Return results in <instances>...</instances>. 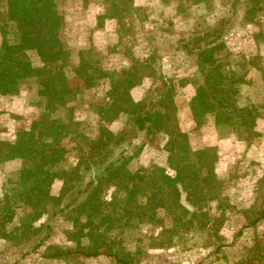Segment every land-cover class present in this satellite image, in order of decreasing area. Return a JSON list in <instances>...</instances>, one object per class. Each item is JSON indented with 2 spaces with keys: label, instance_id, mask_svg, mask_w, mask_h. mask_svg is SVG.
<instances>
[{
  "label": "trees",
  "instance_id": "1",
  "mask_svg": "<svg viewBox=\"0 0 264 264\" xmlns=\"http://www.w3.org/2000/svg\"><path fill=\"white\" fill-rule=\"evenodd\" d=\"M63 1L66 0H0V95H17L30 79H34L37 94L43 99L38 103L43 108L41 113L28 128L18 130L13 140L0 139V163L20 161V167L14 172V178L8 179L9 186L4 188L0 200V231L21 215L18 225L0 232V238L11 241L12 245L34 240L30 248L39 249L52 232L49 218L62 216L70 222L66 238L72 245L48 244L42 255L44 258L66 260L79 254L86 257L105 255L126 264L131 259L119 257L113 249L115 239L120 240L122 235L118 233L112 237L110 232L152 223L159 210L170 213L173 226L180 224L183 217L189 215L181 202L180 189L184 173L193 165L187 155L191 153L195 158L198 172L194 170V174H203L200 178L203 189L212 192L223 183L214 170L216 148L207 146L192 151L177 116L173 75L163 74L155 67V61L150 63L149 58H145L135 60L130 68L115 77L114 73L104 75L110 77V85L105 91L106 101L99 104L96 113L100 121L108 122L125 115L123 127L114 132L99 126L95 137H84L91 153L81 170L62 167L69 150L64 139L82 136L74 117L76 96L90 89L97 79L93 72L87 73V62H81L72 67L71 72L83 86L71 84L65 68L70 52L60 37L64 16L59 4ZM96 1L102 6L98 16L101 20L115 19L123 23L134 8L133 0ZM263 9L264 0H246L244 20L254 21ZM11 27L15 28L12 38ZM233 28L229 16H222L213 24L203 23L177 40L176 51H181L185 60L193 62L198 73L187 81L195 87V94L189 101L195 128L204 126L212 117L216 127L228 129L237 139L250 142L256 134V117L249 114L247 107L236 103L244 79L227 70L231 60L226 51V39ZM31 50L38 55L39 66L32 64L28 55ZM146 78L150 85L155 84L151 88L149 85L144 97L133 99L131 89ZM141 133L147 137L167 136L163 148L174 175L161 166L149 170L129 168L143 144L136 146L132 153L125 150ZM118 148L122 149L117 154ZM57 180L61 184L57 193H53L52 186ZM69 181L72 185L68 188ZM110 188L113 190L106 200L104 193ZM45 214L47 221L38 223ZM262 219L264 198L263 207L251 225ZM86 238L89 244L84 243ZM150 247L160 248V245L151 242Z\"/></svg>",
  "mask_w": 264,
  "mask_h": 264
},
{
  "label": "rangeland",
  "instance_id": "2",
  "mask_svg": "<svg viewBox=\"0 0 264 264\" xmlns=\"http://www.w3.org/2000/svg\"><path fill=\"white\" fill-rule=\"evenodd\" d=\"M210 1L212 5L220 6L221 9L232 2ZM89 2H95L92 9ZM185 3L184 0L170 2L171 7L176 8ZM235 3L234 6L241 7L240 9L246 6V0H235ZM101 7L96 0H66L59 4L64 21L66 18L65 28L63 29L62 25L60 29V37L70 52L65 68L72 80L71 84L83 86V82L77 80L71 72L72 67L81 62H87L89 66L87 73L93 72L94 77H97L90 89L76 96L74 117L78 132L82 136H69L64 139L69 150L62 167L67 170H81L86 157L91 153L88 140L84 137H95L99 126H106L117 132L126 121L125 115H120L111 122L100 121L96 113L99 104L106 101L105 91L110 85V77H104L106 72L107 75L114 73L112 75L115 77L122 70L130 68L135 60L149 58L150 63L155 61V67L163 74L173 75L176 86L175 100L180 97L178 98L181 106L180 117L184 121L181 128L187 131L192 151L207 146L216 148L217 161L214 163V170L217 178L223 182L212 192L203 189L202 180L200 181L203 174L202 172L196 174L198 168L195 166V158L188 153L187 157L193 165L190 171L184 173L180 189L181 202L189 210V215L184 216L180 224L173 226L170 213L159 210L152 223L113 229L109 235L112 237L118 233L122 235L120 240L115 239L114 252L123 259H131L130 263L126 264H181L183 260H187L189 264H264V219L251 225V221L258 216L263 207L264 198V24L262 25L264 14L262 12L257 14V19L261 21L260 26H254L252 30L247 29L256 40L255 43L250 40L251 47H247L245 51L240 48L226 50L234 69L241 75L251 67L254 79L260 85L259 88H251L252 98L247 97L246 104H243L241 94L236 98L237 105L247 107L249 114L255 116L257 121L256 134L250 142H245L237 139L230 130L216 127L212 117H209L206 124L200 128H195L194 123L190 125L185 120L189 90L185 93L180 87L198 73L193 62L185 60L181 51H176L177 40L203 23L211 24L212 21L215 23L221 14L209 13L204 15L205 18L197 14L199 17L197 20L188 17L190 26H183L185 14H169L164 16L162 26L157 28L154 25L157 15L135 10L126 15L123 23H117L112 27L111 34L110 26L104 20L98 19L97 13L102 10ZM240 15L236 11L228 16L234 23L235 20L238 22ZM148 16H150L147 18L148 23L144 24L145 17ZM174 17L180 21L173 20ZM94 21L96 30L92 32L91 26L94 25ZM105 24L108 28L103 29L102 26ZM14 33L15 28L11 27V38L14 37ZM28 55L34 66L41 64L35 51H29ZM91 69L105 72L98 73ZM227 70L233 71L231 66ZM147 83L131 90L135 100L146 95L150 82ZM154 84L155 82L150 88ZM37 89L34 79H30L26 86L20 89V97L24 99L19 100L17 97V100L6 96L2 98L0 95V139L13 140L18 130L28 128L39 116L43 108L39 107L38 103L43 99L38 96ZM167 139L163 134L147 137L141 133L125 150L126 153H132L136 146L143 144V149L131 160L129 168L149 170L161 166L169 174L174 175V171L168 167L167 152L163 148ZM121 149H117V154ZM16 163L12 161L0 165V200L4 188L9 186L8 179L14 178ZM60 184L61 181L57 180L52 186L53 193H57ZM69 185H72V181L68 182V188ZM112 190L110 188L104 193L106 200L110 199ZM142 201L145 202V198ZM20 216L5 224L0 232L4 233L17 226ZM46 221L47 214L43 215L38 223ZM49 221L53 227L52 232L39 249L30 248L29 244L34 240L28 244L12 245L11 241L0 238V264H121L115 258L105 255L86 257L79 254L64 261L44 258L42 255L48 244L72 245L66 238L70 222L57 215L49 218ZM151 242L158 243L160 249L150 247ZM169 242L172 245L167 246ZM84 243L89 244V240L84 239ZM183 253L188 254L182 260ZM157 255L161 258L156 259Z\"/></svg>",
  "mask_w": 264,
  "mask_h": 264
},
{
  "label": "crops",
  "instance_id": "3",
  "mask_svg": "<svg viewBox=\"0 0 264 264\" xmlns=\"http://www.w3.org/2000/svg\"><path fill=\"white\" fill-rule=\"evenodd\" d=\"M171 1H173V0H133V7L134 8H133L132 12H134L135 10L138 11V12L143 10L144 12L147 11V12L154 13L155 15H157V17H156L157 21L156 22L153 21L154 25H156L157 28H160V26H162V23H163L162 20H163L164 16H167L169 14L170 15H176V14H181V13L185 14L186 16H185V19H184V22H183L184 23L183 26H186V25L190 26L191 25L190 19L193 20V18H195V20H197L199 18L198 16H201L202 18H205L204 15L209 14V13L221 14V15H218V17H217V21H218L222 16L232 15L233 13H236V11H238V13L241 14V15H240V18L238 19V22H236V20H235L234 28L231 31L230 35L226 39V49L234 50L236 48H240V49H242V51H245L247 49V47H251L250 40L251 41L253 40L254 43L256 42L254 37L248 33L247 29L252 30L254 26H256V27L260 26L261 23H259V22H261V21H259L257 19L258 18L257 15H256L254 21H252V22L245 21L244 17H243V14L245 12V7L240 9L241 7L237 8V6H234L235 0H232L231 3L227 4L226 6H224L223 7L224 9H221L220 6H216L215 7L214 5H212L213 3L210 0H184V1H186L185 5H183V6L178 5L177 8L176 7H171V4H170ZM94 5H95V2H93V3L89 2V7L91 9L94 7ZM101 12H102V10L99 11L97 14L100 15ZM172 12H173V14H172ZM261 12L264 14V9ZM192 13H194L193 16L191 15ZM197 14H198V16H197ZM95 17H97L96 14H95ZM188 17H190L189 20H188ZM147 18L149 19L150 16L145 17L144 24L148 23ZM158 18H159L160 21L158 20ZM173 20L178 21V22L180 21L179 18H175V17L173 18ZM65 22H66V18H65V21L63 22V27H62L63 29L65 28V24H66ZM104 22L107 25L110 26V28H109V29H111L110 33L112 34V27L117 25V23H118L117 20H115V19H104ZM213 23H214V21H212L211 24H213ZM106 24L104 26H102L103 29L108 28V26H106ZM263 24L264 23H262V25ZM179 25H182V23L181 24L179 23ZM95 26H96V24H95V21H94V25L91 26V29H92L91 31L92 32H94L96 30ZM88 30L89 29H87V31ZM231 68L236 74L240 75L234 69L233 65H231ZM252 73H253V70L250 67L247 70V72H245V74H241V76L244 79V82L240 84L239 91H240V94H241V100L243 101V104L247 103L246 102L247 101V99H246L247 97H251L250 96L251 88L256 89V88H259V86H260L257 83V80L254 79L255 75L252 74ZM147 82H150L148 78L144 79L143 82L140 85H137V86H135L133 88L144 86V84L145 85L148 84ZM180 89L182 90V92H185V93H186V90H189V94L187 95L188 96L187 118L185 120L187 122H189L190 125H191L192 123H194V121L192 119L191 112H190V109H189V101L192 98V96L195 94V87L190 82H186V84L184 86H181ZM182 92H181V95H182ZM20 96H21L20 94L19 95L17 94V95H13V96L9 95V96H6V97H14L17 100H18L17 97L20 98L19 100L24 99V97H20ZM3 97H5V96H2V98ZM178 98H180V97H178ZM178 98L176 100L174 98V101H175V104H176V107H177V116H178V119H179V121L181 123V126H182V125H184V121L180 117L181 106H180V104L178 102ZM185 132H187V131L185 130ZM12 161L17 162L16 163L17 167L14 170V172H15L20 167V161L18 159H14V160H11V161H7L5 163L12 162ZM0 165H3V163H0ZM69 228H71V225H70ZM157 249H160V248H157ZM187 254L188 253H183V255L181 256V259L183 260L185 257H187L186 256ZM157 258L160 259L161 256L157 255L156 259ZM61 261H64V260H61ZM181 264H189V263H188L187 260H183L181 262Z\"/></svg>",
  "mask_w": 264,
  "mask_h": 264
}]
</instances>
